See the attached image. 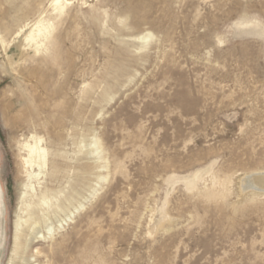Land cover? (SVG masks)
<instances>
[{
	"label": "rangeland",
	"instance_id": "rangeland-1",
	"mask_svg": "<svg viewBox=\"0 0 264 264\" xmlns=\"http://www.w3.org/2000/svg\"><path fill=\"white\" fill-rule=\"evenodd\" d=\"M50 2L0 0L6 40ZM70 2L51 51L18 50L23 32L6 55L0 43V264L22 191L16 141L34 131L61 170L46 184L84 207L28 258L264 264V190L242 188L264 172V0Z\"/></svg>",
	"mask_w": 264,
	"mask_h": 264
},
{
	"label": "bare ground",
	"instance_id": "bare-ground-1",
	"mask_svg": "<svg viewBox=\"0 0 264 264\" xmlns=\"http://www.w3.org/2000/svg\"><path fill=\"white\" fill-rule=\"evenodd\" d=\"M69 5H71L70 0H51L49 4L51 13H48V16H42L41 12L32 23L20 25L15 33V38L22 32L23 35L17 41L16 48L27 54L32 52L31 58L36 57L37 54L51 51L53 48L52 40L55 38L54 31L58 26H55V22L62 17ZM24 28H26L25 31ZM5 30H7L5 27L0 26V43L6 55L7 49L12 45L15 38L8 42ZM146 38L147 34L141 37V39ZM7 58L8 60L12 59L11 57ZM33 111L36 112V109L33 108ZM16 144L18 148L17 158L19 159L18 173L22 175L23 179L22 191L18 200L19 214L13 226V243L8 264H41L36 261V255H31L29 258L26 256L29 246L35 240L52 239L62 222L71 220L74 214L84 206L78 200L75 204L70 202V200L77 198V190H72L71 193L65 195L61 188L51 189L49 187L55 182L57 174L61 170L58 165L50 160L51 151L42 135L34 131L28 136L18 139ZM93 144L95 146L93 152L95 153L98 151L99 145L97 146L96 142ZM252 173L254 174L247 177L245 183L241 180L243 181L242 188L258 185L264 190V172ZM48 179L49 185L46 184ZM2 193L0 186V205ZM65 202L71 204V207H67ZM59 213L64 214V218H61ZM52 215L56 218L54 222L51 220Z\"/></svg>",
	"mask_w": 264,
	"mask_h": 264
}]
</instances>
